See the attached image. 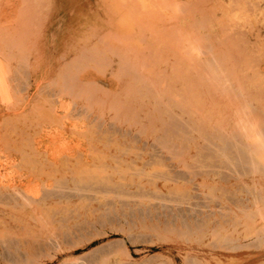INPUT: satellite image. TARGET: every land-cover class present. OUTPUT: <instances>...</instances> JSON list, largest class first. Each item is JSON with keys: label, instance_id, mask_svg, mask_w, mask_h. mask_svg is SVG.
<instances>
[{"label": "rangeland", "instance_id": "obj_1", "mask_svg": "<svg viewBox=\"0 0 264 264\" xmlns=\"http://www.w3.org/2000/svg\"><path fill=\"white\" fill-rule=\"evenodd\" d=\"M24 1L25 0H0V26L4 25L2 21L5 19V16L7 18L9 16L12 20L13 17L18 15L16 14L18 13L16 12V8L19 10H23L24 8L26 10L27 7L29 9L30 6H28V2L26 1V5H24ZM104 1L39 0V3L35 6L34 10L37 11V13L39 12V18L34 19L33 21L30 16L29 19H27V15H30V13L28 12L27 14L25 10H23V12L20 10L19 13L21 19L20 15H18L19 17H16L17 19H14V22H17L18 20L22 23L27 19L29 25L31 22L34 23L33 27L37 23L38 28L37 24L34 27L37 32L32 26H30V30L26 22L24 25L22 23V25H19L20 23L18 22L14 23L15 27L17 24L19 25L20 28L17 25V29L19 28L18 32L20 35L16 34L18 32L15 27V34L12 32L14 29L12 31L8 29L5 32L1 31L4 40L2 39V41H0V46L3 45L4 48L1 46L0 53L1 51L2 54L5 52L3 54L6 56L4 61L8 60L7 63L10 69L8 75L11 77L10 84L12 85V88L10 87L9 91L12 93L11 96H13L9 98V100H6L7 102L4 101L0 103V115L7 111L10 112L9 109L12 108V105H23L28 99V94L29 96L34 95L33 97L35 98L33 99V102L35 101L34 104H37H35L36 106L32 107V109L35 108V110H37L35 111V114L38 113V115H40L39 118L38 115H34V118L38 120L36 121L38 122L37 125H35L36 127L34 126V124H36L35 119H30L31 122H28L29 119L27 120L23 118L19 131L21 130L20 132H22L24 128L23 132L28 131L25 132V134L23 132L21 134L18 132L17 138L11 139L12 137H9L8 139V137H4V132L6 130H11L10 124H8L9 126H4L8 127L5 130H2L0 127V132L3 133V137L5 139L7 138L4 141L5 143H3L4 138L1 139L2 141L0 140V144L1 146L8 145L7 147L2 146L6 149H8L9 146H20L19 149L22 148L21 150H26L27 152V148L32 145L33 141L37 142L38 140L41 144L38 143V146L36 147L41 149V156L36 155L39 159L35 160V166L31 167L33 165L32 162L31 165L26 166L28 172L22 167L19 168L18 166L13 165L11 159L13 148L9 147L10 149H8V151L10 154L7 153L8 151H4L3 148H0V178H9L12 176V179L16 181V183H19L20 186H26L40 194L53 188L51 190L53 193L51 194L54 195L52 199L48 198L49 201H47V205L45 204L46 206H44L45 210H41L39 212L40 214H38L39 216L37 215L40 219L33 218L34 221L32 219L26 221L25 225L24 219L21 222L22 224H17V222L21 220L19 216H16L18 219L15 218L14 221L9 219L8 216H0V231L2 232L1 234L4 235L1 236L0 234V264H264V156H262V158L260 157L263 160L258 158L263 151H260L256 158H254L255 156H252V154L249 157L241 151L243 144L252 148L255 146V143H257V139H261V137L264 136V83H262L264 82V0H170L171 2L169 0H163V4H160V0H157L156 2L154 1V5L157 4L155 7H163L164 11L159 10V8H156L157 10L155 11L152 9L154 5L151 4L152 7L149 5L148 9L151 7L150 9L152 10L149 11L147 9L148 13L152 12L151 14L149 13L150 17L153 20L156 18L157 21L159 20L158 22L155 20V24H158V27L156 26V30H154L156 33H161H157V37L156 33L154 35V33L151 32V36L154 37L155 41L159 39L160 43L162 41L164 42L161 43L162 45L159 43L160 46H155L152 45L155 44L154 41L150 44L147 43L148 47L147 44H144L145 46L141 44V48H138V46L136 47V44L138 43L139 45V43H141L139 39L138 41H135V43L137 42L135 45L133 44V50L131 49V37L129 38V36L134 33L131 32L130 28H133L132 31H136L137 33V30L143 23L137 21V23H139L138 26L137 23L135 24L132 22L135 26L133 24H130V26L127 22L129 20L125 21L126 16L122 14L120 18L124 16L125 19L121 18L120 21H125L122 22V24L127 26L130 31L128 29H125L128 30L125 31L124 28H122L123 25L120 23L122 26L119 24L121 27H118L120 30L123 29L124 33L119 37L121 33L120 30L119 33L117 32L116 34V31L114 30L117 27H113V24L117 21H114V23L112 22L113 20L111 19L113 18V14H110V11L107 10L109 7H107V9L105 8L110 2L107 0V5H105ZM168 1L170 5H172L171 3H176L175 1L180 3L179 7L181 10L178 8V10H175L177 13H172L169 4L167 5ZM120 3L115 5L116 7L118 6V8L121 7V12L122 9L125 10V8L122 6L124 4L122 3L120 6ZM46 4L50 6L51 14L45 18L44 12H46L47 9ZM112 7L113 6H111V8ZM116 7L114 6L112 9H115ZM118 8H116L117 12L114 11L116 14L119 12ZM166 9L167 15L165 16ZM124 10L121 13H123ZM154 11L157 12V15ZM105 12H107V14ZM24 13H26L25 20L22 19L24 18L22 16ZM145 13L144 15L147 17L148 13ZM108 14L112 15L111 19L110 16H107ZM153 15L159 16L154 19ZM172 15L173 17L171 18ZM115 17H118V15H115L113 19H115ZM130 17L133 19L132 16ZM141 17L142 15L140 14L138 20L143 21L144 17L143 19ZM215 17L219 22H217ZM119 19L116 18L118 21ZM106 21H108L109 24ZM200 21H202L201 24ZM5 23V26H7L8 23ZM194 23H199V25H195ZM25 26L28 29L26 31L32 33L36 32L37 34L35 33V35H33L34 33L32 34L29 32L28 35L27 32L26 35L25 29H22L26 28ZM93 26L95 29H93ZM143 26L145 25L143 24L142 29L140 28L139 30H143ZM111 31H114V36L116 34L118 37L115 38L117 42H114L113 44L115 45L116 43L119 45H116L115 49L122 48L125 53L131 46L130 49L132 55H130L131 53L129 52L127 58H131L132 56L133 60L131 59V61L136 60L137 63L134 61L136 64H138V60L140 59L139 61H141L142 66H144L139 67L140 63L138 64L139 66L137 65L138 68L136 67L135 71L136 69L138 71H134L133 76H135L136 74L134 73L137 72L138 76H132L131 78L133 79L130 78L131 80L128 78L131 72L129 76L127 75L128 77L123 75L117 76L114 74V69L123 65L122 63H125L126 55L120 53L122 49L118 50L120 56H123L124 54L122 60H120L122 57H119L118 59V57L113 54L115 49H113L114 46L112 43L114 39L112 40V38L114 37L112 35L108 36V33L111 34ZM21 32H23V35ZM125 32L129 35H126L127 41L130 40L129 42H126L128 43L127 50L125 46L127 44L122 45L123 41L121 40L124 38L123 40L126 41V36H124ZM128 32H131V34ZM103 35L108 36V38L112 36L110 38L111 43L108 42V44H105L106 37L104 38ZM159 35L164 38H161ZM77 36L80 37L81 41H79L80 39L79 37L77 38ZM11 37L15 41L10 39ZM28 38L29 43L27 42V45L26 41ZM95 39L97 42L99 41V45L104 42L101 44L104 47L102 51H100L104 54H99L100 52L98 50H101L102 47H100L101 45L97 46V43L94 44V42H96ZM101 39L104 40L101 41ZM18 40L22 42L19 44V48L17 47L19 43ZM33 40L35 42H33ZM134 40L131 42L134 43ZM118 41L122 43L119 44L120 42ZM23 42H25L24 46L22 45ZM158 42L159 41H156V43ZM92 43L95 46L91 47ZM20 45H22V48ZM105 45H109L108 48H111L113 51L111 49H106L107 47ZM120 45L122 47H120ZM151 45L155 46L154 49ZM13 46L14 48H12ZM81 46L82 50H79L81 49ZM8 47L11 49L9 53L7 51ZM97 47L99 48L98 50H96ZM143 47L145 48L144 50ZM91 48H93V51H91ZM94 48L97 52H95ZM137 48L139 51L136 52ZM89 50L92 53L89 52ZM106 50L109 52H106ZM155 51H158L159 53L161 52L160 56L163 55L165 58L162 59L164 62L161 61L160 64H158V68H156L155 65H157L159 57L157 55L158 52ZM10 52H14V54L11 55L12 53ZM114 52H116L115 54H118L117 51ZM153 53L157 54L153 55ZM197 53L200 56H198ZM9 54L11 56H9ZM75 54L77 56H75ZM3 55H0L2 63H4L3 57H1ZM100 55L104 56V58L102 57L103 60L99 58ZM81 56H83L84 59H87L89 56L91 57L90 59L83 60V58L80 59ZM11 57L13 59H11ZM179 58H184L183 62L187 64L185 68L188 67L186 71L188 69L189 71H185L183 66L185 65L184 63L179 65L176 64L175 67V63H177ZM79 60L83 66L80 64ZM145 60L147 61V64H145ZM114 62H116L117 65ZM221 62H223V64ZM18 63H20V65ZM238 63H241V65ZM223 65H225V67H223ZM12 67H14V69ZM181 67H183L184 70ZM208 68H212V70H209ZM225 68L228 70L226 71ZM235 68L238 71H235ZM216 69L219 71L222 70L221 72L216 71L217 74H215L214 77H208V74L210 73L207 70L211 72L213 71L212 73L214 74V70ZM13 71L14 74H11ZM17 71L19 74H17ZM62 71L65 74H62ZM128 71L129 70L127 69L124 73L127 74ZM157 71H159L160 75L157 74ZM223 71H225V74ZM151 74L153 76L159 75V77L156 76V79H154ZM218 74H224L223 76L227 74V76L223 77L220 75L222 77H219ZM236 74L241 78L238 81H235L238 79ZM255 74H259V79L262 78L260 83H258L259 79H257L258 76L256 77ZM139 77L141 79H139ZM178 77L179 80H177ZM180 77L184 80L190 78L187 81L189 83L185 81L187 84H191L192 81H195L192 83H195L194 87L197 88V91L194 90L196 88L193 87V89H191V87L183 84V82H181L183 80ZM55 79L58 80V85L59 81L62 80L60 86L57 85V80ZM144 79H146V82ZM199 79H202V82L205 81L204 85L199 83ZM254 79H257L256 82H254ZM35 83L38 84L36 85ZM133 83L134 86L132 85ZM144 83H147L149 87L147 84L145 85L147 87H145L143 85ZM255 83L257 84L255 85ZM207 84L209 86L212 85V87L210 88ZM98 85L100 86L99 88ZM124 85L134 87V90H130L132 91L131 95L127 93L129 89L125 90L123 88ZM161 85L164 86L162 87ZM198 85L201 86L199 87ZM215 86L217 87L215 88ZM60 87L63 88L60 89ZM83 87L86 89H81ZM183 87L185 91H183ZM100 88L103 90L106 88L108 89H106L107 91L104 90V92H102L103 90ZM149 88L152 89V91ZM161 88L164 92L161 91ZM12 89L15 90L13 91L15 94L11 91ZM95 89H97V91L100 90L97 92ZM145 89L149 91H146ZM114 90H116V92ZM84 91L91 94H83L82 92ZM241 91L243 92L241 93ZM111 92H115L116 94H111ZM155 92L156 94H154ZM166 92L169 97H167V100L165 96ZM148 93H151L150 95L153 96L148 98ZM157 93L158 96L161 95L160 98H158ZM187 93L190 94L188 95ZM122 94H124V96ZM169 94H171V96H169ZM47 95L49 97L43 98ZM155 95L159 100L154 98ZM258 96H260V98ZM210 97L212 98L210 99ZM22 100H24V102ZM178 100L180 103H178ZM195 100L201 101L197 103ZM152 101L154 103L159 102L154 104ZM107 102L113 105H110L109 103L108 105ZM193 102L194 104H197L192 105ZM122 103H125V109L121 108L123 107ZM114 104L117 108L114 107ZM128 104L129 106H126ZM169 104L171 105L170 108ZM198 105L200 106L198 107ZM225 106L228 108H225ZM119 108H121V110ZM130 108L133 110L131 111ZM164 108H166L169 113L172 112L169 114L165 111L168 113L166 114L164 112L167 116L172 114L173 117L175 116L171 121V125H187L189 128H192L193 124L196 123L199 124L197 126H205L204 128L206 130L204 131V134L206 137L204 134L203 136L202 134L200 136L195 128L191 129L192 132L191 130L187 131L188 136L186 134V136H184V134L181 136L182 133L179 134V131H177L176 128L175 131L173 130L171 134L168 133L167 135L168 127L166 126H168V121L171 120L172 116H170V119H167L166 115L162 113ZM193 110H196V112ZM122 111H124V113ZM191 111L193 113H191ZM55 112L64 118L63 121L65 123L63 122L61 126L65 125V128H69L65 129L60 126L52 128L53 117L51 114H54ZM78 118L80 119L78 120ZM163 119H167L164 121L167 124H161ZM23 120H25L24 124H22ZM209 122L211 124L207 126L206 124H209ZM223 122L226 130H224L225 128L222 129V127H220ZM25 125H27L28 128H26ZM230 125L233 126V128L230 127ZM30 126H32V128H30ZM163 126L166 128H163ZM61 128L64 129V131ZM59 129L62 131H58ZM70 129H78L82 132L79 134V131L77 133ZM233 129H235L234 133H236V135L233 133ZM241 129L243 131H241ZM259 130L260 132H258ZM241 133H245L246 136L244 137L245 134H243L242 138ZM249 133H252V135ZM224 134L226 136L228 135L227 137L231 136V138L226 141V136H223ZM254 134H257V136ZM250 136H253L252 139L256 138L255 142ZM18 137H20V139ZM23 137L25 139H23ZM46 137H48V139ZM246 137H249L253 142L250 140L249 142L245 141L249 139H246ZM51 138L52 140L50 141ZM190 138H193L194 140ZM214 138H218V141ZM16 139L17 141L19 140L21 144L17 143ZM212 140L214 141L212 142ZM6 141H8L9 144L6 143ZM215 141L216 143H214ZM228 142L231 145L228 144ZM187 143H189V146ZM18 144L20 145L18 146ZM221 144L226 149L221 148ZM82 152H85L86 154ZM239 152L242 153L241 156ZM101 156L106 158L103 160ZM100 157L101 162L99 160L97 162V159H100ZM2 160H5V162L3 161V163ZM9 163L12 166L9 165ZM50 163L51 165H58L55 166V168H53L54 166L51 168V165H49ZM71 163H73V166H69ZM79 163L93 164L94 169L83 170V168L79 167ZM108 163L111 166L108 165ZM100 164H105L106 166H101ZM40 165L47 170V173L46 171L41 172L42 167ZM37 166L39 168L41 167V169H38ZM93 166L91 165V167ZM74 167H76L75 169L77 170H75ZM110 168L112 170H110ZM2 169L3 172L1 174ZM32 170H34V173ZM37 170L38 172H36ZM49 170H51V173H48L50 172ZM75 172L77 175H75ZM15 173H18L20 177L18 178V175ZM44 173L45 175H48L44 177L42 175ZM60 173H62V176H60ZM72 173H74V175ZM23 174L24 176H22ZM25 175L27 177H25ZM59 176L62 179L63 176L65 177L63 181L65 184H61V178ZM58 178L59 187L57 184L54 186V183H56V179ZM48 179L50 180L49 183L51 184V187H48L47 189L45 188L47 187L45 182H47ZM52 179L55 181L53 182ZM108 180L114 183V186L110 185L109 187V185L105 184ZM102 181L106 182L103 183ZM91 184L94 188L91 187ZM52 200L54 201L52 202ZM13 217L15 216L12 215V218ZM21 225H24L23 229H21ZM28 226L31 228H28Z\"/></svg>", "mask_w": 264, "mask_h": 264}, {"label": "bare ground", "instance_id": "obj_2", "mask_svg": "<svg viewBox=\"0 0 264 264\" xmlns=\"http://www.w3.org/2000/svg\"><path fill=\"white\" fill-rule=\"evenodd\" d=\"M20 1H21V0H20ZM22 1H23V0H22ZM26 1H27L28 4H29L28 6H30L29 9H28L27 7H26V10H25L23 7H22V8H23V10H25V12H27V14H28V12L30 13V15H27V17H28L27 19H29V17L31 16V18H32L33 21H34V19H37V18L40 17V16L38 15L39 12L37 13V11H34V10H35V6L39 3V0H25V1H24V5H26V4H25ZM103 1H104V0H103ZM154 1L156 2L157 0H153V1H152V0H109L110 4L108 3V5L114 4L115 2H118V3H115L116 5L119 4V3L121 2V3H120V6L122 5V3L124 4V5H122V6H124V8H125L126 11H125L124 9H122V11L124 10L123 13H121L122 11L120 12V9H121L120 6H119L120 8H118V6L116 7L115 4H114V5H111V6H113L112 8H114V6H115L116 8L119 9L118 11L120 12V15H119V12H118L117 14L115 13V12H117L116 8H115V9H112L111 6H108V5H107V0L104 1L105 5H107L105 8H106V9H107V7H109V9L111 8L110 10H109V9H107V10L110 11V14H113V18H114L115 15H118V17H115V19H113V18L111 19V16H112V15H109V14L107 15V16H110V19L113 20V21H112L113 23H114V21H115V22L117 21L115 24H113V27H114V28H116V27L118 28V29L116 28L117 30H116V29L114 30V31H116V34H117V32L119 33V30H120L119 27H121V26L123 25L122 22H125V21H127V20H129V21H127L129 24L126 22L128 25H130V24H133V25H134V23L136 24L137 21H138V22L141 21V22L145 25V26H143V30H139L140 28L142 29V25H143V24L139 27V29H138L137 27H135L136 29L139 30V31L137 30V33H136V31H135V32L132 31L133 28H132V29L130 28L131 32L134 33V34L132 33L133 35H130V36H129V35L126 34V32H125V35H124V36L127 35V36H129V38L131 37V41H132V42H133V40H134V36H135L134 43H132L130 40L127 41V36L125 37V38H126V41L123 40L124 38L121 39V40L123 41V43L125 42L124 44H123L122 42H120L121 40L118 41V42H120L119 44H121V43H122V45L127 44V45H125V46H126V50L128 49V47H127V46H128V43H126V42H129V41H130V43L132 44V45H131L132 48H131V46H130V44H129V46H130L129 49L131 48L132 50H133V46L137 43V42L135 43L136 40L138 41V40L140 39V41H141V43H139V45H138V43L136 44V47L138 46V48H141V46L144 45V44H147V43L150 44L151 42H154V41H155V40H154V37L151 36V32L154 33V35H155V33H156V31H155V30H156L155 27H156L158 24H157V25L155 24V23H156L155 20L157 19V18L155 19V17H158L159 15L156 16V15H157V12H155V11L157 10L156 8H159V7H158V6L155 7L157 4L154 5V3H153ZM158 1H159V0H158ZM162 1H163V0H160V2H161L160 4H163ZM165 1H166V0H165ZM169 1H170V0H169ZM169 1L167 2V5L169 4ZM186 1H187V0H186ZM219 1H220V0H219ZM237 1H238V0H237ZM170 2H171V1H170ZM175 2H176V3H171L172 5L169 4V6H170L169 8H170L171 10L167 8L168 10L172 11V13H173V12H174V13H177V11L175 12V10H178V8H180V7H179V4H180V3H177V1H175ZM207 3H208V2H207ZM21 4H22V3H21ZM42 4H43V3H42ZM151 4H153L154 7H155V8H154V7L152 8V9L155 10L154 13L156 14V15H153L155 20H153V19L150 17V15H149V13L151 14L152 12H149V13H148V10H149V11H152V10L150 9V8L152 7ZM158 4H159V3H158ZM185 4H186V3H185ZM208 4H210V3H208ZM208 4H207V5H208ZM211 4H212V3H211ZM222 4H223V3H222ZM103 5H104V4H103ZM149 5H151V7L148 9ZM220 5H221V3H220ZM226 5H227V4H226ZM226 5H223V6H226ZM234 5H235V4H234ZM125 6H127V7H125ZM135 6H136V8H135ZM211 6H212V5H211ZM235 6H236V5H235ZM46 7H47L46 12H44V17H45V18H46L48 15L51 14V13H50V12H51V10H50V6H48V4H46ZM137 7H138V8H137ZM164 7H165V6H164ZM181 7L183 8L182 5H181ZM203 7H204V6H203ZM212 7H213V6H212ZM122 8H123V7H122ZM162 8H163V7H162ZM162 8L160 7L159 10H163V11H164V8H163V9H162ZM225 8H226V7H225ZM259 8H260V7H259ZM259 8H258V9H259ZM39 9H41V8H39ZM147 9H148V10H147ZM167 9L165 10V14H164V12H163V14H164L165 16L167 15V14H166V13H167ZM220 9H221V8H220ZM239 9H240V8H239ZM17 10H18V11H17ZM20 10H22V9H20ZM20 10L16 8V12H18V13H16V12H14V13L20 15V13H19ZM23 10H22V12H23ZM30 10H31V11H30ZM36 10H38V9H36ZM159 10H158V11H159ZM180 10H181V8H180ZM114 11H115V12H114ZM221 11H222V10H221ZM22 12H21V13H22ZM111 12H112V13H111ZM145 12L148 13L147 17H145L146 15H144ZM179 12H180V11H179ZM105 13L107 14V12H105ZM105 13H104V14H105ZM146 13H145V14H146ZM161 13H162V12H161ZM223 13H224V12H223ZM244 13H245V12H244ZM16 14H15V15H16ZM25 14H26V13H24V14L22 15V16L24 17V18H22V19H24V20H25ZM114 14H115V15H114ZM122 14H124V16H126V17H125L126 20H125V21L122 20V22H121V21H120L121 18H122V19L124 18V16L120 18V16H121ZM140 14L142 15V17H141L142 19H143V17H144L143 21H142V20H138V18H140ZM168 14H169V13H168ZM181 14H182V13H181ZM207 14H208V13H207ZM211 14H212V13H211ZM245 14H247V13H245ZM15 15H14V16H15ZM18 15H17V16H18ZM164 15H163V16H164ZM221 15H222V14H221ZM17 16L13 17V19H12L13 21L11 20V18H9V16H8V18L5 16V19L2 21V22L4 23V25H3V26H0V32H1V31H2V32H3V31L5 32V31H7V29L12 31V30L14 29V27H15V24H14V23H17V22L20 23L19 25H22V24L24 25V23L26 22V24L28 25V28L31 30L30 26L33 27L34 23L31 22L32 25H31V24L29 25L27 19H26V21H25L24 23H22V22H20V21H18V20H17V22H16V21L14 22V19H17V18H16ZM130 16H132L133 19H132ZM160 16H162V15H160ZM261 16H262V15H261ZM18 17H19V16H18ZM172 17H173V15L171 16V18H172ZM207 17H208V16H207ZM31 18H30V21H31ZM116 18H118V19L120 18V19H119L120 22H119L118 20H116ZM125 18H124V19H125ZM150 18L152 19V21H151ZM168 18H169V17H168ZM181 18H182V17H181ZM185 18H186V17H185ZM215 18H216V17H215ZM250 18H251V17H250ZM20 19H21V15H20ZM107 19H109V18H107ZM110 19H109V20H110ZM234 19H235V18H234ZM24 20H22V21H24ZM39 20H40V19H39ZM160 20H161V19H160ZM189 20H190V19H189ZM209 20H210V19H209ZM216 20H217V18H216ZM0 21H1V20H0ZM30 21H29V23H30ZM153 21H154V22H153ZM156 21H157V20H156ZM158 21H159V20H158ZM158 21H157V22H158ZM161 21H162V20H161ZM161 21H160V22H161ZM176 21H177V20H176ZM206 21H207V20H206ZM210 21H211V20H210ZM210 21H209V22H210ZM213 21H214V20H213ZM255 21H256V20H255ZM5 22L8 23L7 26H5V25H6ZM106 22L108 23V21H106ZM109 22H110V21H109ZM112 22H111V23H112ZM132 22H134V23H132ZM169 22H171V21H169ZM201 22H202V21H200V24H201ZM214 22H216V21H214ZM217 22H219V21L217 20ZM21 23H22V24H21ZM120 23H121L122 25H121ZM167 23H168V22H167ZM171 23H173V22H171ZM174 23H175V22H174ZM0 24H1V23H0ZM26 24H25V25H26ZM36 24H37V23H36ZM36 24H35V26H36ZM108 24H109V23H108ZM119 24H120L121 26H120ZM137 24H138V26H139V23H137ZM194 24H195V23H194ZM196 24H197V23H196ZM196 24H195V25H196ZM210 24H211V23H210ZM218 24H219V23H218ZM17 25H18V24H17ZM17 25H16V27H15L16 29H17ZM19 25H18V27H19ZM39 25H40V24H39ZM116 25H117V26H116ZM133 25H132V26H133ZM161 25H162V24H161ZM161 25H160V26H161ZM164 25H165V23H164ZM168 25H169V24H168ZM197 25H199V23H198ZM35 26H34V27H35ZM118 26H119V27H118ZM123 26H124V25H123ZM123 26H122V28H124V30H125V29H128V30H129V28H127V26H124V27H123ZM130 26H131V25H130ZM134 26H135V25H134ZM160 26H159V27H160ZM21 27H23V26H21ZM25 27H26V26H25ZM34 27H33V28H34ZM93 27H94V26H93ZM128 27H129V26H128ZM157 27H158V26H157ZM187 27H188V26H187ZM19 28H20V27H19ZM19 28H18V29H19ZM37 28H38V24H37ZM114 28H113V29H114ZM165 28H166V27H165ZM207 28H208V27H207ZM16 29H14V30L12 31V32H14V34H15V30H16ZM18 29H17V32H18ZM22 29H23V30L25 29V34L28 32L27 34L29 35V32H30V31H26V30H28L27 27H26V28H22ZM34 29H35V28H34ZM93 29H95V27H94ZM113 29H112V30H113ZM154 29H155V30H154ZM163 29H164V28H163ZM210 29H211V28H210ZM210 29H209V30H210ZM238 29H239V28H238ZM252 29H253V28H252ZM252 29H250V30H252ZM35 30H36V29H35ZM35 30H34V31H35ZM128 30H125V31H128ZM130 30H129V31H130ZM38 31H39V30H38ZM114 31H111V34L108 33V36H109V35H112V36L114 37V38H112V40L114 39L112 45L114 44V42H117L116 39H115V38L117 37V35L115 34V36H114ZM157 31H158V30H157ZM160 31H161V30H160ZM165 31H166V30H165ZM213 31H214V30H213ZM2 32L0 33V41H2V39L4 40V36L2 35ZM12 32H11V33H12ZM36 32H37V30H36ZM36 32H33L34 34H33L32 32H30V33H32L33 35H35ZM82 32H83V31H82ZM104 32H105V30H104ZM104 32H103V33H104ZM120 32H121L120 35L118 34L119 37L123 35V33H124V32H123V29L120 30ZM131 32H128V33L131 34ZM161 32H162V31H161ZM193 32H194V29H193ZM214 32H215V31H214ZM255 32H256V31H255ZM39 33H40V32H39ZM157 33H158V34H161L160 32H157ZM157 33H156V36H157ZM182 33H183V32H182ZM210 33H211V32H210ZM3 34H4V33H3ZM12 34H13V33H12ZM16 34H19V32L16 33ZM21 34L23 35V32H21ZM27 34H26V35H27ZM36 34H37V33H36ZM86 34H87V33H86ZM89 34H90V33H89ZM89 34H88V36H89ZM100 34H101V33H100ZM106 34H107V33H106ZM168 34H169V33H168ZM180 34H181V33H180ZM205 34H206V33H205ZM4 35H5V34H4ZM19 35H20V34H19ZM154 35H153V36H154ZM166 35H167V34H166ZM7 36H8V34H7ZM13 36H14V35H13ZM16 36H17V35H16ZM103 36H104V35H103ZM108 36H104V38L106 37V38H105V39H106V40H105V44H108V42L111 43V39H110V38H111L112 36H110L109 38H108ZM132 36H133V37H132ZM156 36H155V37H156ZM159 36H160V35H159ZM203 36H204V35H203ZM220 36H221V35H220ZM8 37H9V36H8ZM21 37H22V36H21ZM30 37H31V36H30ZM78 37H79V36H77V38H78ZM99 37H100V36H99ZM101 37H102V36H101ZM157 37H158V36H157ZM160 37H161V36H160ZM160 37H159V38H160ZM162 37H163V36H162ZM162 37H161V38H162ZM172 37H173V36H172ZM172 37H171V38H172ZM191 37H192V36H191ZM216 37H217V35H216ZM34 38H35V37H34ZM34 38H33V39H34ZM117 38H118V37H117ZM163 38H164V37H163ZM209 38H210V36H209ZM218 38H219V37H218ZM10 39H13V38L11 37ZM17 39H18V38H17ZM25 39H26V37H25ZM79 39H80V37H79ZM79 39H77V40H79ZM108 39H109L110 41H109ZM119 39H120V38H119ZM119 39H118V40H119ZM155 39H156V38H155ZM173 39H174V38H173ZM13 40H14V39H13ZM13 40H11V41H13ZM28 40H29V38L27 39V41L25 40L26 43L28 42ZM31 40H32V39H31ZM86 40H87V39H86ZM97 40H98V39H97ZM102 40H104V39H101V41H102ZM107 40H108V41H107ZM211 40H212V39H211ZM5 41H6V39H5ZM5 41H4V42H5ZM11 41H10V42H11ZM14 41H15V40H14ZM18 41H19V43H18V46H17V47L19 48V44H21L22 42H20V40H18ZM79 41H81V39H80ZM95 41H96V39H95ZM101 41H100V42H101ZM140 41H139V42H140ZM156 41H159V42L156 43ZM156 41L154 42L155 44H152V45H155V46L159 45L160 40L158 39V40H156ZM161 41H162V40H161ZM209 41H210V40H209ZM236 41H237V40H236ZM252 41H253V40H252ZM7 42H8V39H7ZM30 42H31V41H30ZM33 42H35V41L33 40ZM76 42H77V41H76ZM76 42H75V43H76ZM92 42H93V41H92ZM98 42H99V41H98ZM98 42L96 41V42H94V44L97 43V44H98L97 46H100L102 43H104V42H102V43L99 45ZM163 42H164V41H162L161 43H163ZM182 42H183V41H182ZM210 42H211V41H210ZM212 42H213V40H212ZM1 43H2V42H1ZM24 43H25V42H23V44H22L23 46H24ZM28 43H29V42H28ZM28 43H27V45H28ZM81 43H82V42H81ZM110 43H109V45H110ZM161 43H160V45H162ZM7 44H8V43H7ZM9 44H12V43H9ZM34 44H35V43H34ZM34 44H33V45H34ZM83 44H84V43H83ZM92 44H93V43H92ZM92 44H91V47L95 46L94 44H93V45H92ZM133 44H134V45H133ZM141 44H142V45H141ZM172 44H173V43H172ZM213 44H215V43H213ZM218 44H219V43H218ZM236 44H237V43H236ZM12 45H14V44H12ZM16 45H17V44H16ZM22 45H20L21 48H22ZM78 45H79V44H78ZM81 45H82V44H81ZM109 45H107V46L105 45V46L107 47V48H106V47H105V48H106V49H111V48H108ZM116 45H118V44L115 43V45H113L114 48H113V47H112V48L115 49V48H116V47H115ZM140 45H141V46H140ZM152 45H151V46H152ZM160 45H159V46H160ZM222 45H223V44H222ZM227 45H228V44H227ZM227 45H226V46H227ZM1 46H3V45H1ZM1 46H0V50H1ZM118 46H119V45H118ZM125 46H124V48H125ZM139 46H140V47H139ZM144 46H145V45H144ZM155 46H152L153 49H154ZM217 46H218V45H217ZM229 46H231V45H229ZM5 47H6V46H5ZM78 47H79V46H78ZM89 47H90V46H89ZM100 47H102L101 50H100L98 47L96 48V50L99 49V50H98L99 52L102 51V49H103L104 46L101 45ZM110 47H111V46H110ZM120 47H122V46L120 45ZM147 47H148V44H147ZM196 47H198V46H196ZM204 47H205V46H204ZM3 48H4V46H3ZM3 48H2V50H3ZM12 48H14V46H13ZM18 48H16V49H18ZM25 48H26V47H25ZM118 48H119V47H118ZM138 48H137L136 52L139 51ZM161 48H162V47H161ZM208 48H209V47H208ZM219 48H220V47H219ZM229 48H230V47H229ZM6 49H7V47H6ZM27 49H28V48H27ZM78 49H79V48H78ZM89 49H90V48H89ZM91 49H92L91 51H93V48H91ZM120 49H122V48H119V49H117V50L115 49L114 51H117V53H118V52H119L118 50H120ZM129 49H128L125 53H124L123 49L121 50L120 53H124V54L126 55V56H125L126 61H125V63H122L123 65L118 66L117 68L114 69V74H116L117 76H121V75H123V76L128 77L129 74H130V72H131L130 76L128 77V78L130 79V78L133 76V72L135 71V68L137 67V65L140 63V64H139L140 66H139V65H138V66L141 67V66H142V64H141L142 62L139 61V60H140V59H139V60H138V64H136V63H137L136 60H134V61H136V63H135L134 61H131V59L133 60L132 56H131V58H130V57L127 58V55H129V52L131 53L130 55H132V51H131V49H130V50H129ZM144 49H145V48L143 47V50H144ZM146 49H147V48H146ZM158 49H159V48H158ZM158 49H157V50H158ZM167 49H168V48H167ZM190 49H191V48H190ZM194 49H195V48H194ZM197 49H198V48H197ZM197 49H196V50H197ZM202 49H203V48H202ZM217 49H218V48H217ZM232 49H233V48H232ZM73 50H74V49H73ZM79 50H82V46H81V49H79ZM94 50H95V48H94ZM96 50H95V52H97ZM111 50H112V49H111ZM124 50H125V49H124ZM141 50H142V49H141ZM187 50H188V49H187ZM200 50H201V49H200ZM223 50H224V49H223ZM229 50H231V49H229ZM234 50H235V49H234ZM249 50H250V49H249ZM7 51H8V53H9V51H11V49H9V47H8V50H7ZM7 51H6V52H7ZM16 51H17V50H16ZM35 51H36V50H35ZM77 51H78V50H77ZM91 51L89 50V52H91ZM104 51H105V49H104ZM112 51H113V50H112ZM112 51H111V52H112ZM114 51H113V54H114L116 57H118V59H119V57H122V58L120 59V60H122L124 54H123V56H122V55L120 56L119 53H118V54H115L116 52H114ZM146 51H147V50H146ZM177 51H178V50H177ZM189 51H190V50H189ZM24 52H25V51H24ZM26 52H27V51H26ZM85 52H88V51H85ZM106 52H109V51L106 50ZM106 52H105V53H106ZM111 52H110V53H111ZM127 52H128V53H127ZM155 52H158V51H155ZM242 52H243V51H242ZM242 52H241V53H242ZM4 53H5V52H4ZM4 53H3V54H4ZM10 53H12L11 55L14 54V52H10ZM91 53H92V52H91ZM143 53H144V51H143ZM151 53H152V52H151ZM160 53H161V52H160ZM160 53H159V52H158V54H157V53H153V55H156V54H157L158 57H159V60H157V61H158V62H157V65L154 64L156 68H158V67H157L158 64H160V62L163 61L162 59L164 58L163 55L160 56ZM180 53H181V52H180ZM184 53H185V52H184ZM250 53H251V51H250ZM3 54H2V51H1L0 55H3ZM76 54H77V53H76ZM76 54H75V56H77ZM88 54H89V53H88ZM88 54H87V56H88ZM97 54H98V53H97ZM97 54H96V56L98 57L99 54H104V53H101V52H100L98 55H97ZM113 54H112V55H113ZM207 54H208V53H207ZM242 54H243V53H242ZM242 54H241V55H242ZM5 55H6V54H5ZM11 55L9 54V56H11ZM85 55H86V54H85ZM147 55H148V54H147ZM153 55H152V56H153ZM194 55H195V54H194ZM197 55H198V53H197ZM197 55H195V56H197ZM226 55H227V54H226ZM259 55H260V54H259ZM9 56H8V57H9ZM83 56H84V50H83ZM83 56H81L80 59H82ZM91 56H92V55H91ZM91 56H89L87 59H90ZM93 56H94V55H93ZM100 56H101V57H100ZM100 56H99V58H101V59L103 60L104 56H102V55H100ZM106 56H108V55H106ZM106 56H105V57H106ZM134 56H135V54H134ZM138 56H139V55H138ZM150 56H151V55H150ZM150 56H148V57H150ZM182 56H183V55H182ZM198 56H200V55H198ZM244 56H245V55H244ZM1 57H3V61H4V58H6V56H4V55L1 56ZM13 57H14V56H13ZM19 57H20V56H19ZM19 57H18V58H19ZM85 57H86V56H85ZM97 57H96V59H97ZM102 57H103V58H102ZM167 57H168V56H167ZM242 57H243V56H242ZM14 58H15V57H14ZM74 58H75V57H74ZM78 58H79V56H78ZM94 58H95V57H94ZM137 58H138V57H137ZM143 58H144V57H143ZM143 58H142V59H143ZM146 58H147V57H146ZM207 58H208V57H207ZM219 58H220V57H219ZM224 58H225V56H224ZM11 59H13V58L11 57ZM16 59H17V57H16ZM16 59H15V60H16ZM21 59H22V58H21ZM87 59H84V58H83V60H87ZM134 59H135V58H134ZM152 59H154V58H152ZM156 59H157V58H156ZM164 59H165V58H164ZM183 59H184V58H183ZM183 59H182V58H179V59L177 60V63H175V67H176V64L179 65V64H181V63H184V62H183V61H184ZM217 59H218V58H217ZM220 59H221V58H220ZM226 59H227V58H226ZM243 59H245V58H243ZM252 59H253V58H252ZM258 59H259V58H258ZM1 60H2V59H0V100H1L0 103H2V102H4V101L7 102L6 100H9V98H11V97L13 96V95L11 96L12 93L9 91L10 87L12 88V85L10 84V83H11V77H10V75H8V74H9V71H10V69H9V65H8V63H7L8 60H7V61H4V63H2ZM102 60H101V61H102ZM124 60H125V59H124ZM146 60H147V59H146ZM146 60H145V61H146ZM230 60H231V59H230ZM9 61H10V59H9ZM17 61H18V60H17ZM79 61H80V60H79ZM88 61H89V60H88ZM171 61H172V60H171ZM233 61H234V60H233ZM235 61H236V60H235ZM243 61H244V60H243ZM26 62H27V61H26ZM123 62H124V61H123ZM143 62H144V60H143ZM163 62H164V61H163ZM200 62H201V60H200ZM216 62H217V61H216ZM228 62H229V61H228ZM15 63H16V62H15ZM74 63H75V62H74ZM78 63H79V62H78ZM108 63H109V62H108ZM111 63H112V62H111ZM114 63L116 64V62H114ZM153 63H154V62H153ZM165 63H166V62H165ZM165 63H164V64H165ZM205 63H206V62H205ZM221 63L223 64V62H221ZM245 63H246V62H245ZM254 63H255V62H254ZM9 64H10V63H9ZM18 64L20 65V63H18ZM24 64H25V63H24ZM27 64H28V63H27ZM80 64L82 65L81 61H80ZM83 64H84V63H83ZM119 64H120V63H119ZM145 64H147V61H146ZM151 64H152V63H151ZM184 64H185V65H183V66H184V68H185V66H187V64H186V63H184ZM209 64H210V63H209ZM234 64H235V63H234ZM238 64H239V63H238ZM10 65H11V64H10ZM107 65H108V64H107ZM109 65H110V63H109ZM116 65H117V64H116ZM135 65H136V66H135ZM143 65H144V64H143ZM172 65H173V64H172ZM172 65H171V66H172ZM206 65H207V64H206ZM210 65H211V64H210ZM210 65H209V66H210ZM215 65H216V64H215ZM228 65H229V64H228ZM239 65H241V63H240ZM246 65H247V64H246ZM263 65H264V64H263ZM12 66H13V63H12ZM37 66H38V65H37ZM82 66H83V65H82ZM134 66H135V67H134ZM209 66H206V67H209ZM218 66H219V65H218ZM15 67H16V66H15ZM142 67H144V66H142ZM169 67H170V65H169ZM169 67H168V69L170 70ZM173 67H174V65H173ZM206 67H205V68H206ZM223 67H225V65H223ZM229 67H230V66H229ZM12 68L14 69V67H12ZM16 68H17V67H16ZM137 68H138V67H137ZM171 68H172V67H171ZM181 68L183 69V67H181ZM187 68H188V67H187ZM187 68H185V71H186ZM189 68H190V67H189ZM215 68H217V67H215ZM237 68H238V67H237ZM127 69H128L129 71H128V73L126 72L127 74H125L124 71H125V70L127 71ZM160 69H161V67H160ZM208 69H209V68H208ZM217 69H218V68H217ZM217 69L214 70V74L212 73L213 71H212V72L209 71V70H212V68H210L209 70H207V71L210 73V74H208V77H214L215 74H217L216 71H217V72L219 71V70H217ZM235 69H236V68H235ZM18 70H19V69H18ZM162 70H163V69H162ZM183 70H184V69H183ZM221 70H222V69H221ZM221 70H220L219 72H221ZM225 70H226V68H225ZM227 70H228V69H227ZM227 70H226V71H227ZM261 70H262V69H261ZM11 71H12V69H11ZM15 71H16V70H15ZM109 71H110V70H109ZM136 71H138V70L136 69ZM136 71H135V72H136ZM146 71H147V70H146ZM149 71H150V70H149ZM185 71H184V72H185ZM187 71H189V69H188ZM187 71H186V72H187ZM232 71H233V70H232ZM235 71H238V70L236 69ZM17 72H18V71H17ZM17 72H16V73H17ZM20 72H21V71H20ZM59 72H60V71H59ZM119 72H120V73H119ZM186 72H185V73H186ZM63 73H64V72L62 71V74H63ZM108 73H109V72H108ZM137 73H138V72H137ZM137 73H134V74H136V75L133 76V77L138 76ZM144 73H145V72H144ZM150 73H151V72H150ZM171 73H172V70H171ZM182 73H183V72H182ZM223 73L225 74V71H223ZM230 73H232V72H230ZM235 73H236V72H235ZM253 73H254V72H253ZM11 74H14V71H13ZM17 74H19V72H18ZM64 74H65V73H64ZM152 74H153V73H152ZM152 74H151V75H152ZM157 74L160 75L159 71H157ZM167 74H168V73H167ZM224 74H223V75H224ZM108 75H109V74H108ZM127 75H128V76H127ZM145 75H146V74H145ZM159 75H156V76L159 77ZM164 75H165V74H164ZM173 75H174V74H173ZM185 75H187V74H185ZM190 75H191V74H190ZM218 75H219V77H222V76H223L222 74H218ZM220 75H222V76H220ZM228 75H229V74H228ZM233 75H234V74H233ZM236 75H237V74H236ZM248 75H249V74H248ZM255 75H256V74H255ZM258 75H259V74H257L256 77H257ZM16 76H17V75H16ZM16 76H15V77H16ZM18 76H19V75H18ZM112 76H113V75H112ZM139 76H140V75H139ZM152 76H153V75H152ZM156 76H153L154 79H156ZM225 76H227V74H226ZM225 76H223V77H225ZM249 76H250V75H249ZM251 76H252V74H251ZM12 77H13V75H12ZM20 77H21V76H20ZM147 77H148V76H147ZM164 77H166V76H164ZM172 77H173V76H172ZM196 77H197V76H196ZM219 77H218V79H219ZM241 77H242V75H241ZM254 77H255V76H254ZM260 77H261V76H260ZM57 78H58V77H57ZM114 78H115V77H114ZM118 78H120V77H118ZM137 78H138V77H137ZM137 78H135V79H136L137 81H139ZM144 78H145V77H144ZM180 78L183 80V81H181V82H183V84H185V85L191 87V89H193L195 83L193 84L192 82H195V81H192L191 84H187V83H189V82H187V81H188L190 78L187 79V80H184L182 77H180ZM233 78H234V77H233ZM237 78H238L237 80H235V79H234V80H235V81H238V80L241 79L240 76H238V75H237ZM249 78H250V77H249ZM251 78H252V77H251ZM12 79H13V78H12ZM59 79H61V78H59ZM129 79H128V80H129ZM131 79H133V78H131ZM131 79H130V80H131ZM139 79H141V78L139 77ZM215 79H216V78H215ZM227 79H228V78H227ZM243 79H245V78H243ZM243 79H242V82H243ZM247 79H248V78H247ZM247 79H246V80H247ZM257 79H259V76L257 77ZM257 79H256V80H257ZM17 80H18V77H17ZM55 80H57V79H55ZM119 80H120V79H119ZM144 80H145V82H146V79H144ZM158 80H159V79H158ZM177 80H179V77H178ZM192 80H194V79H192ZM196 80L198 81L197 78H196ZM199 80L201 81L202 79H199ZM248 80H249V79H248ZM251 80H252V79H251ZM251 80H250V81H251ZM256 80L254 79V82H256ZM260 80H262V78L259 79V82H258V83H260ZM263 80H264V79H263ZM14 81H16V80H14ZM61 81H62V80H61ZM61 81H59V85H58V80H57V85H58V86H60ZM124 81H125V80H124ZM134 81H135V80H134ZM137 81H136V82H137ZM148 81H149V80H148ZM148 81H147V83H148ZM185 81H186L187 83H186ZM200 81H199V83L204 85V82H205V81H204V82H202V81L200 82ZM212 81H213V79H212ZM231 81H233V80H231ZM136 82H135V83H136ZM140 82H142V81H140ZM140 82H139V84H140ZM153 82H154V81H153ZM170 82H171V81H170ZM216 82H217V80H216ZM221 82H222V81H221ZM247 82H248V81H247ZM251 82H252V81H251ZM251 82H249V83H251ZM261 82H262V81H261ZM13 83H14V82H13ZM13 83H12V84H13ZM68 83H69V82H68ZM125 83H126V82H125ZM142 83H143V82H142ZM147 83H146V84H147ZM164 83H165V82H164ZM245 83H246V82H245ZM245 83H244V85H245ZM252 83H253V82H252ZM262 83H264V82H262ZM35 84H36V83H35ZM37 84H38V83H37ZM37 84H36V85H37ZM128 84H129V82H128ZM146 84L144 83L143 85L145 86ZM173 84H174V83H173ZM253 84H254V83H253ZM256 84H257V83H255V85H256ZM65 85H66V84H65ZM132 85L134 86V83H133ZM158 85H159V84H158ZM190 85H191V86H190ZM207 85H208V84H207ZM213 85H214V84H213ZM215 85H216V84H215ZM232 85H233V84H232ZM239 85H241V84H239ZM259 85H262V84H259ZM16 86H17V84H16ZM61 86H62V84H61ZM133 86H129V85L127 86V85H124L123 88H124L125 90H126V89H129L127 93H129V94L131 95L132 91H130V90H131V89L134 90V87H133ZM135 86H136V85H135ZM140 86H141V85H140ZM147 86H148V84H147ZM147 86H145V87H147ZM161 86L163 87L164 85H161ZM181 86H182V85H181ZM183 86H184V85H183ZM198 86L200 87L201 85H198ZM208 86H209V85H208ZM217 86H218V85H217ZM217 86H215V88H216ZM227 86H229V85H227ZM234 86H236V85H234ZM246 86H247V85H246ZM251 86H252V85H251ZM17 87H18V86H17ZM34 87H35V86H34ZM65 87H66V86H65ZM95 87H96V86H95ZM99 87H100V86L98 85V88H99ZM129 87H132V88H129ZM148 87H149V86H148ZM165 87H166V86H165ZM171 87H172V86H171ZM185 87H186V86H185ZM203 87H204V86H203ZM205 87H206V85H205ZM209 87L211 88L212 85L209 86ZM209 87H208V88H209ZM252 87H253V86H252ZM61 88H63V87H60V89H61ZM96 88H97V87H96ZM103 88H105V87H103ZM138 88H139V87H138ZM152 88H154V87H152ZM158 88H159V87H158ZM194 88H196V87H194ZM222 88H223V87H222ZM233 88H234V87H233ZM237 88H238V86H237ZM254 88H255V87H254ZM254 88H253V89H254ZM256 88H257V87H256ZM14 89H15V88H14ZM14 89H12L11 91L13 92V91L17 90V89H15V90H14ZM60 89H59V92H60ZM81 89H84V87L81 88ZM85 89H86V88H85ZM85 89H84V90H85ZM100 89H102V88H100ZM100 89H99V90H100ZM106 89H108V88H106ZM106 89H104V90H106ZM124 89H123V90H124ZM141 89H144V88H141ZM146 89H147V88H146ZM146 89H145V90H146ZM149 89H150V88H149ZM154 89H155V88H154ZM154 89H153V90H154ZM166 89H167V87H166ZM229 89H230V88H229ZM235 89H236V88H235ZM99 90H98V91H99ZM102 90H103V89H102ZM104 90H103L102 92H104ZM118 90H119V89H118ZM118 90H117V91H118ZM123 90H122V91H123ZM150 90L152 91V89H150ZM158 90H159V89H158ZM194 90L197 91V88L194 89ZM210 90H213V89H210ZM224 90H225V89H224ZM238 90H239V89H238ZM261 90H262V89H261ZM31 91H32V90H31ZM68 91H69V90H68ZM78 91H79V90H78ZM82 91H83V90H82ZM86 91H87V90H86ZM86 91H84V92H82V93H83V94H88L87 92H89V91H87V92H86ZM95 91H97V89H95ZM98 91H97V92H98ZM106 91H107V90H106ZM114 91L116 92V90H114ZM129 91H130V92H129ZM146 91H149V90H146ZM146 91H145V92H146ZM154 91H155V90H154ZM161 91H163L162 88H161ZM161 91H160V92H161ZM168 91H170V90H168ZM178 91H179V90H178ZM183 91H185V90H184V87H183ZM191 91H192V90H191ZM231 91H232V90H231ZM243 91H244V89H243ZM243 91H241V93H242ZM9 92H10V95H9ZM61 92H62V91H61ZM69 92H70V91H69ZM85 92H86V93H85ZM91 92H92V91H91ZM115 92H114V93H115ZM140 92H141V90H140ZM145 92H144V93H145ZM156 92H157V91H156ZM156 92H155L154 94H156ZM163 92H164V91H163ZM171 92H173V91H171ZM214 92H215V91H214ZM254 92H255V91H254ZM263 92H264V89H263ZM64 93H65V92H64ZM100 93H101V92H100ZM105 93H107V92H105ZM105 93H104V94H105ZM114 93L111 92V94H114ZM137 93H138V92H137ZM141 93H142V92H141ZM151 93H152V92H151ZM151 93H150V94H151ZM161 93H162V92H161ZM191 93H192V92H191ZM236 93H237V92H236ZM13 94H15V92H13ZM34 94H35V93H34ZM37 94H38V93H37ZM89 94H91V93H89ZM89 94H88V95H89ZM97 94H98V93H97ZM101 94H102V93H101ZM107 94H108V93H107ZM115 94H116V93H115ZM148 94H149V93H148ZM150 94L148 95V96H149L148 98H150V96H151V97L153 96V95H150ZM162 94H163V93H162ZM172 94H173V93H172ZM187 94H188V93H187ZM189 94H190V93H189ZM189 94H188V95H189ZM248 94H250V93H248ZM259 94H260V93H259ZM263 94H264V93H263ZM117 95H118V94H117ZM119 95H120V94H119ZM122 95L124 96V94H122ZM159 95H160V94H159ZM163 95H164V94H163ZM194 95H195V94H194ZM196 95H197V94H196ZM210 95H211V94H210ZM246 95H247V94H246ZM256 95H257V92H256ZM9 96H10V97H9ZM26 96H27V95H26ZM33 96H34V95L29 96V94H28V96H27L28 99L26 100V99L24 98V99L26 100V102L23 103V105H20V106H18V105H17V106L12 105V108L9 109L10 112H8V111H7V112L5 111L6 113H2V112H1L2 114L0 115V127L2 128V130L7 129L8 127H4V126H7L8 124H10V127H11V130H8V131L6 130V131L4 132V137H8V139H9V137H10V138L12 137L11 139H13V138H17V135H18L17 133L21 131V130L19 131V129H20V126H21V121H22V119H23V118H24V119H27V120L29 119V120H28V122H29L30 119H31V120H32V119H35V118H34V115H38L37 112H36L37 114H35V111H37V110H35V108L32 109V107H35V106H36L35 104H37V103L34 104L35 101L33 102V99H34L35 97H33ZM132 96H133V95H132ZM138 96H139V95H138ZM157 96H158V93H157ZM165 96H166V100H167V97H168L167 92H166V95H165ZM169 96H171V94H169ZM251 96H252V95H251ZM262 96H263V95H262ZM46 97H49V96L47 95V96H45V97H43V98H46ZM105 97H106V96H105ZM128 97H129V96H128ZM142 97H143V96H142ZM160 97H161V95L158 96V98H160ZM177 97H178V96H177ZM199 97H200V96H199ZM219 97H220V96H219ZM226 97H227V96H226ZM258 97L260 98V96H258ZM258 97H257V99H258ZM14 98H15V97H14ZM130 98H132V97H130ZM154 98H156V95H155ZM158 98H156V99H158ZM168 98H169V97H168ZM180 98H181V97H180ZM186 98H187V97H186ZM200 98H201V97H200ZM202 98H203V97H202ZM211 98H212V97H210V99H211ZM255 98H256V97H255ZM255 98H254V101H255ZM139 99H140V97H139ZM188 99H189V98H188ZM194 99H195V98H194ZM252 99H253V98H252ZM257 99H256V101H257ZM2 100H3V101H2ZM111 100H112V99H111ZM113 100H114V98H113ZM128 100H129V99H128ZM146 100H147V99H146ZM158 100H159V99H158ZM175 100H176V99H175ZM202 100H203V99H202ZM259 100H260V99H259ZM262 100H263V97H262ZM22 101L24 102V100H22ZM108 101H109V100H108ZM115 101H116V100H115ZM121 101H122V100H121ZM148 101H149V100H148ZM164 101H165V100H164ZM186 101H187V100H186ZM191 101H192V100H191ZM195 101H197V100H195ZM200 101H201V100L197 101V103L200 102ZM247 101H248V100H247ZM254 101H253V102H254ZM32 102H33V103H32ZM122 102H124V101H122ZM128 102H129V101H128ZM158 102H159V101H158ZM158 102H155V103H158ZM171 102H172V100H171ZM176 102H177V101H176ZM182 102H184V101H182ZM248 102H249V101H248ZM257 102H258V101H257ZM104 103H105V102H104ZM108 103H109V102H107V104H108ZM112 103H113V102H112ZM114 103H115V102H114ZM117 103H119V102H117ZM125 103H126V102H125ZM125 103H122V104H123V107H121V108L125 109V108H124V106H125L124 104H125ZM137 103H138V102H137ZM152 103H154V102L152 101ZM155 103H154V104H155ZM160 103H161V101H160ZM178 103H180L179 100H178ZM197 103H195V104H197ZM258 103H259V102H258ZM258 103H257V105H258ZM10 104H11V103H10ZM15 104H16V103H15ZM99 104H100V103H99ZM109 104H110V103H109ZM109 104H108V105H109ZM126 104H127V103H126ZM154 104H153V105H154ZM176 104H177V103H176ZM188 104H189V103H188ZM195 104H194V102L192 103V105H195ZM216 104H217V102H216ZM263 104H264V103H263ZM0 105H1V104H0ZM32 105H33V106H32ZM110 105H113V104H110ZM114 105H115V104H114ZM162 105H165V104H162ZM177 105H178V104H177ZM180 105H181V104H180ZM185 105H186V104H185ZM119 106H120V104H119ZM126 106H129V104L126 105ZM131 106H132V105H131ZM131 106H130V107H131ZM139 106H140V105H139ZM170 106H171V105L169 104V108H170ZM199 106H200V105H198V107H199ZM203 106H204V105H203ZM203 106H202V107H203ZM258 106H259V105H258ZM258 106H257V107H258ZM6 107H7V106H6ZM6 107H5V108H6ZM10 107H11V106H10ZM14 107H15V108H14ZM107 107H109V106H107ZM114 107L117 108L116 105H115ZM185 107H186V106H185ZM226 107H227V106H225V108H226ZM252 107H253V106H252ZM261 107H262V106H261ZM116 108H115V109H116ZM121 108H119V109L121 110ZM132 108H133V107H132ZM151 108H152V107H151ZM159 108H160V107H159ZM166 108H167V107H166ZM166 108H164V110L162 111V113H164L165 111H167ZM169 108H168V109H169ZM187 108H188V107H187ZM227 108H228V107H227ZM243 108H244V107H243ZM30 109H31V110H30ZM109 109H110V108H109ZM112 109H113V108H112ZM123 109H122V110H123ZM128 109H129V108H128ZM160 109H161V108H160ZM165 109H166V110H165ZM190 109H191V108H190ZM195 109H196V108H195ZM209 109H210V108H209ZM247 109H248V108H247ZM33 110H34V111H33ZM116 110H117V109H116ZM130 110H131V108H130ZM132 110H133V109H132ZM132 110H131V111H132ZM181 110H182V109H181ZM245 110H246V109H245ZM263 110H264V109H263ZM32 111H33V112H32ZM117 111H119V110H117ZM131 111H130V112H131ZM141 111H142V110H141ZM155 111H156V110H155ZM169 111H170V109H169ZM193 111H194V110H193ZM256 111H257V110H256ZM38 112H39V111H38ZM115 112H116V111H115ZM122 112L124 113V111H122ZM128 112H129V111H128ZM167 112H168V111H167ZM167 112H165V113L168 114L169 112H168V113H167ZM189 112H190V111H189ZM194 112H196V110H195ZM203 112H204V111H203ZM39 113H40V112H39ZM117 113H118V112H117ZM132 113H133V112H132ZM160 113H161V112H160ZM165 113H164V114H165ZM171 113H172V112H171ZM171 113H169V114H171ZM175 113H177V112H175ZM181 113H182V112H181ZM183 113H184V112H183ZM191 113H193V112L191 111ZM204 113H205V112H204ZM166 114H165V115H166ZM188 114H190V113H188ZM202 114H203V113H202ZM39 115H40V114H39ZM39 115H38V118H39ZM172 115H173V114H172ZM172 115H168L169 117L166 115V118H167V119H170V118H171L170 116H172ZM175 115H176V114H175ZM51 116L53 117V125H52L53 127H52V128H57L58 126H60V127H62V128H65V127H64L65 125H62V126H61V124L64 122V121H63V119H64L63 116L58 115L57 112H55L54 114H51ZM177 116H178V115H177ZM189 116H190V115H189ZM202 116H203V115H202ZM250 116H251V115H250ZM26 117H27V118H26ZM35 117H37V116H35ZM118 117H119V116H118ZM174 117H175V116H174ZM174 117L172 116L171 120L168 121V124L164 122V121H166L167 119H166V120L163 119V120H162L163 122H161V124L164 123V124H167V125H168V126L165 125L166 127H168V129H167V135H168V133L171 134V133L173 132V130L175 131V128H176L177 131H179V134L182 133L181 136H183V134H184V136H186V135L188 136L187 131H188V130H191L192 128H195V129L198 131V134H200V136H201V134H202V136H203L204 131L206 130V129L204 128L205 126H204V127L197 126V125H199V124H196V123H194L195 125L193 124V126L191 125L192 128H189L187 125H184V126H179V125L176 126V125H175V126H174V125H171V121L174 119ZM181 117H182V116H181ZM186 117H187V116H186ZM199 117H200V116H199ZM80 118H81V117H80ZM80 118H78V120H79ZM140 118H141V117H140ZM233 118H234V117H233ZM263 118H264V117H263ZM122 119H123V118H122ZM179 119H180V118H179ZM194 119H195V118H194ZM208 119H209V118H208ZM234 119H235V118H234ZM236 119H237V118H236ZM261 119H262V117H261ZM75 120H76V119H75ZM135 120H136V119H135ZM147 120H148V119H147ZM187 120H188V119H187ZM237 120H238V119H237ZM24 121H25V120H23V123H22V124H24ZM36 121H38V120L35 119V123H36V124H34V126L37 125V123H38V122H36ZM44 121H45V120H44ZM158 121H159V120H158ZM198 121H199V120H198ZM231 121H233V120H231ZM240 121H241V119H240ZM263 121H264V120H263ZM30 122H31V121H30ZM159 122H160V121H159ZM64 123H65V122H64ZM73 123H74V122H73ZM78 123H79V122H78ZM183 123H184V122H183ZM218 123H219V122H218ZM243 123H244V120H243ZM249 123H251V122H249ZM255 123H256V121H255ZM262 123H263V122H262ZM76 124H77V123H76ZM164 124H162V125H164ZM210 124H211V123L209 122V124H206V125L209 126ZM223 124H224V122H223ZM223 124H222V126H221L220 124H218V125H220V127H222V129L225 128L224 130H226L225 124H224V125H223ZM253 124H254V123H253ZM257 124H258V123H257ZM27 125H28V123H27ZM27 125H25L26 128H28ZM8 126H9V125H8ZM23 126H24V125H23ZM34 126H33V127H34ZM75 126H76V125H75ZM165 126H163V128H166ZM223 126H224V127H223ZM227 126H228V125H227ZM10 127H9V128H10ZM35 127H36V126H35ZM60 127H59V128H60ZM70 127H71V126H70ZM211 127H212V126H211ZM218 127H219V126H218ZM230 127L233 128V126H231V125H230ZM262 127H263V125H262ZM30 128H32V126H30ZM46 128H47V127H46ZM62 128H61V129H62ZM67 128H69V127H66L65 129H67ZM75 128H76V127H75ZM172 128H173V129H172ZM232 128H231V129H232ZM239 128H240V124H239ZM242 128H243V127H242ZM258 128H259V127H258ZM260 128H261V126H260ZM22 129H23V128H22ZM24 129H25V128H24ZM24 129H23V130H24ZM61 129H59L58 131H60ZM150 129H151V128H150ZM184 129H185V130H184ZM207 129H208V128H207ZM211 129H212V128H211ZM213 129H214V128H213ZM222 129H221V130H222ZM228 129H229V128H228ZM231 129H230V130H231ZM243 129H244V128H243ZM251 129H252V128H251ZM0 130H1V129H0ZM23 130H22V132H23ZM55 130H56V129H55ZM62 130L64 131V129H62ZM62 130H61V131H62ZM70 130H71V129H70ZM70 130H69V131H70ZM73 130H74V132L76 131L77 133H78V131H79L78 129H77V130L73 129ZM73 130H71V131H73ZM196 130H195V132H196ZM234 130H235V129H233V133H234ZM245 130H246V129H245ZM263 130H264V128H263ZM27 131H28V130H27ZM27 131H24L23 133L25 134V132H27ZM32 131H34V130H32ZM53 131H54V130H53ZM69 131H66V132H69ZM216 131H217V130H216ZM237 131H238V128H237ZM239 131H240V130H239ZM241 131H243V130L241 129ZM22 132H20V134H21ZM34 132H35V131H34ZM79 132H80L79 134H81L82 131H79ZM139 132H140V131H139ZM191 132H192V130H191ZM191 132H190V133H191ZM219 132H220V131H219ZM244 132H245V131H244ZM258 132H260V130H259ZM52 133H53V132H52ZM64 133H65V132H64ZM72 133H73V132H72ZM77 133H76V134H77ZM256 133H257V132H256ZM0 134H1V135H0V140H1V139H3L4 137H3V135H2L3 133L0 132ZM20 134H19V135H20ZM24 134H22V135H24ZM33 134H34V133H33ZM76 134H75V135H76ZM173 134H174V133H173ZM185 134H186V135H185ZM215 134H216V132H215ZM226 134H227V133H226ZM234 134L236 135V133H234ZM241 134H242V133H241ZM243 134H245V133H243ZM243 134H242V138H243ZM249 134L252 135V133H249ZM259 134H260V133H259ZM5 135H6V136H5ZM22 135H21V136H22ZM59 135H61V134H59ZM77 135H78V134H77ZM104 135H105V134H104ZM212 135H213V134H212ZM235 135H234V136H235ZM237 135H238V134H237ZM254 135L257 136V134H254ZM254 135H253V136H254ZM260 135H261V134H260ZM15 136H16V137H15ZM21 136H20V137H21ZM24 136H26V135H24ZM47 136H48V135H47ZM106 136H107V134H106ZM191 136H192V135H191ZM204 136L206 137L205 134H204ZM209 136H211V135H209ZM209 136H208V138H209ZM223 136H226V135L224 134ZM227 136H228V135H227ZM227 136H226V141L229 140V138H231V136H230V137H227ZM245 136H246V134L244 135V137H245ZM247 136H248V134H247ZM253 136H252V137L250 136L251 139L253 138ZM20 137H18V138L20 139ZM173 137H174V136H173ZM173 137H172V138H173ZM178 137H179V136H178ZM189 137H190V136H189ZM189 137H187V138H189ZM197 137H199V136H197ZM205 137H204V138H205ZM239 137H240V135H239ZM259 137H260V136H259ZM21 138H22V137H21ZM26 138H27V137H26ZM46 138L48 139V137H46ZM154 138H155V137H154ZM182 138H183V137H182ZM194 138H195V137H194ZM210 138H211V137H210ZM218 138H221V137H218ZM218 138H217V139H218ZM232 138H233V137H232ZM247 138H249V137H246V139H247ZM6 139H7V138H6ZM6 139H5V138L3 139V143H5L4 141H5ZM23 139H25V138L23 137ZM99 139H100V137H99ZM190 139H193V138H190ZM190 139H189V140H190ZM198 139H199V138H198ZM211 139H213V138H211ZM214 139H216V138H214ZM217 139H216V140H217ZM236 139H237V138H236ZM240 139H241V137H240ZM251 139L249 138L248 140H245V141H248V142H249V140H250V141L253 140V141L255 142V139H256V138H254V139H252V140H251ZM259 139H260V138H259ZM259 139H257V140H258V141H256L257 143H255V146L252 147V148L249 147V146H246V144H245V145H244V144H243V145L241 144V145H242V148H241V146H240V148H241L242 153H243V154H246V155L249 156V157H250V155L252 154V156H255L254 158H256V157L259 155L260 151H263V152H264V136H262L260 140H259ZM35 140H36V139H35ZM51 140H52V138L50 139V141H51ZM112 140H113V139H112ZM178 140H179V139H178ZM185 140H186V138H185ZM187 140H188V139H187ZM193 140H194V139H193ZM201 140H202V138H201ZM222 140L225 141L224 139H222ZM241 140H242V139H241ZM1 141H2V140H1ZM10 141H11V140H10ZM16 141H17V139H16ZM16 141H15V142H16ZM21 141H22V139H21ZM24 141H25V140H24ZM62 141H63V140H62ZM98 141H99V140H98ZM113 141H114V140H113ZM183 141H184V140H183ZM190 141H191V140H190ZM213 141H214V140H212V142H213ZM217 141H218V140H217ZM223 141H222V142H223ZM233 141H234V140H233ZM238 141H240V140H238ZM253 141H252V142H253ZM96 142H97V141H96ZM121 142H122V141H121ZM171 142H172V141H171ZM194 142H195V141H194ZM219 142H220V141H219ZM230 142H231V141H230ZM252 142H251V143H252ZM6 143L9 144L8 141H6ZM17 143H20L19 140L17 141ZM33 143H34V144H33ZM33 143H32L31 146H29V147L27 148V152H26V150H24V151L21 150L22 148L19 149V147H20L19 145H20L21 143L18 144L19 147H17L16 145H15L16 147H15L14 145H13L14 147L9 146L10 148H13V152H12L13 154L11 155V159H12V163H13L14 166H18L19 168L22 167V168H24V169H26V170L28 171V168H26L27 165H31L32 163H33V165H32L31 167H33V166L36 165V164H34V163H35V160H38V159H39V157L36 156V155L41 156V154H40L41 149L38 148V147H36V146H38V145H37L38 143L41 144V142H40V141L38 142V140H37V142H36V141H33ZM46 143H47V142H46ZM114 143H115V142H114ZM179 143H180V142H179ZM214 143H216V141H215ZM11 144H12V142H11ZM13 144H14V142H13ZM165 144H166V143H165ZM193 144H194V143H193ZM222 144H223V143H222ZM222 144H221V148L224 149L225 147H224ZM225 144H226V143H225ZM228 144H230V143L228 142ZM232 144H233V142H232ZM236 144H237V143H236ZM187 145L189 146V143H187ZM230 145H231V144H230ZM0 146H1V144H0ZM2 146H4V147L6 146V147H7L8 145H2ZM2 146H1L0 148H3ZM117 146H118V145H117ZM179 146H180V145H179ZM9 147H8V149H10ZM168 147H169V146H168ZM185 147H186V146H185ZM227 147H228V146H227ZM117 148H118V147H117ZM213 148H214V147H213ZM8 149L3 148L4 151H8ZM112 149H114V148H112ZM192 149H193V148H192ZM225 149H226V148H225ZM237 149H238V148H237ZM237 149H236V150H237ZM3 150H2V151H3ZM80 150H81V149H80ZM80 150H79V151H80ZM122 150H123V149H122ZM124 150H125V149H124ZM126 150H127V149H126ZM217 150H219V149H217ZM11 151H12V149H11ZM76 151H77V150H76ZM128 151H129V150H128ZM194 151H195V150H194ZM0 152H1V151H0ZM224 152H225V151H224ZM263 152L260 153L261 155H260L258 158H260V157L262 158V156H264V155H263ZM7 153L10 154L9 151H8ZM82 153H85V152H82ZM194 153H195V152H194ZM219 153H220V152H219ZM242 153L239 152L240 156L242 155ZM1 154H2V153H1ZM9 154H8V155H9ZM23 154H25V155H23ZM85 154H86V153H85ZM116 154H117V153H116ZM8 155H7V156H8ZM26 155H27V156H26ZM177 155H178V154H177ZM235 155H237V154H235ZM107 156H108V155H107ZM115 156H116V155H115ZM252 156H251V157H252ZM4 157H5V155H4ZM68 157H70V156H68ZM101 157H102V156H101ZM101 157H100V159H99V158L97 159V162H98V160H99V161L101 160ZM203 157H204V156H203ZM2 158H3V157H2ZM102 158H103V157H102ZM105 158H106V157H105ZM105 158H103V160H104ZM108 158H109V156H108ZM205 158H206V157H205ZM243 158H244V157H243ZM261 158H260V159H261ZM11 159H10V160H11ZM110 159H111V158H110ZM208 159H209V158H208ZM103 160H102V161H103ZM222 160H223V159H222ZM226 160H227V159H226ZM246 160H247V159H246ZM256 160H259V159H256ZM261 160H263V159H261ZM261 160H260V161H261ZM3 161L5 162V160H2V162H3ZM111 161H112V160H111ZM220 161H221V160H220ZM223 161H224V160H223ZM243 161H244V160H243ZM251 161H252V159H251ZM4 162H3V163H4ZM31 162H32V163H31ZM40 162H41V159H40ZM100 162H101V161H100ZM103 162H104V161H103ZM252 162H253V161H252ZM254 162H255V161H254ZM258 162H259V161H258ZM105 163H106V162H105ZM112 163H113V162H112ZM260 163H261V162H260ZM263 163H264V162H263ZM97 164H98V163H97ZM106 164H107V163H106ZM201 164H202V163H201ZM9 165H11V164L9 163ZM9 165H8V166H9ZM49 165H51V163H50ZM57 165H58V164L51 165V168H52L53 166H54L53 168H55V166H57ZM79 165H80L79 167H80V168H83V170H84V169L87 170V169H91V168L94 169L93 164H90V163H79ZM91 165H92L93 167H91ZM100 165H101V164H100ZM103 165H105V164H103ZM103 165H101V166H103ZM108 165H110V164L108 163ZM195 165H197V164H195ZM11 166H12V165H11ZM40 166H41V165H40ZM69 166H73V163H71ZM69 166H68V167H69ZM76 166H77V165H76ZM105 166H106V165H105ZM110 166H111V165H110ZM199 166H200V164H199ZM202 166H204V165H202ZM206 166H207V165H206ZM251 166H253V165H251ZM255 166H256V165H255ZM0 167H1V166H0ZM31 167H30V168H31ZM37 167H38V166H37ZM41 167H42V166H41ZM41 167H40V168L38 167V169H41ZM19 168H18V170H19ZM46 168H47V167H46ZM75 168H76V167H74V169H75ZM187 168H188V167H187ZM195 168H196V167H195ZM200 168H201V167H200ZM204 168H205V167H204ZM233 168H234V167H233ZM233 168H232V169H233ZM236 168H237V167H236ZM8 169H9V168H8ZM34 169H35V167H34ZM42 169H43V171H42ZM42 169H41V172L46 171V173H47V170H46L45 168L42 167ZM44 169H45V170H44ZM95 169H97V168H95ZM123 169H124V168H123ZM256 169H257V168H256ZM262 169H263V168H262ZM6 170H7V169H6ZM18 170H17V171H18ZM75 170H77V169H75ZM110 170H112V169L110 168ZM121 170H122V169H121ZM251 170H252V169H251ZM8 171H9V170H8ZM33 171H34V170H32V172H33ZM49 171H50V172H48V173H51V170H49ZM62 171H63V170H62ZM73 171H74V170H73ZM197 171H198V170H197ZM2 172H3V169H2V171H1V174H2ZM13 172H14V170H13ZM28 172H29V171H28ZM36 172H38V170H37ZM39 172H40V171H39ZM41 172H40V174H41ZM84 172H85V171H84ZM157 172H158V171H157ZM250 172H251V171H250ZM30 173H31V171H30ZM33 173H34V172H33ZM56 173H57V171H56ZM78 173H79V172H78ZM85 173H86V172H85ZM202 173H203V172H202ZM236 173H237V172H236ZM253 173H254V172H253ZM15 174H16V173H15ZM27 174H28V173H27ZM27 174H26V175H27ZM31 174H32V173H31ZM38 174H39V173H38ZM57 174H58V173H57ZM72 174L74 175V173H72ZM87 174H88V173H87ZM93 174H94V173H93ZM97 174H98V173H97ZM158 174H159V173H158ZM250 174H251V173H250ZM16 175H18V173H17ZM20 175H21V174H20ZM26 175H25V177H27ZM29 175H30V174H29ZM32 175H33V174H32ZM35 175H36V174H35ZM42 175L45 177V176L48 175V174L45 175V173H44V174H42ZM51 175H52V174H51ZM51 175H50V176H51ZM75 175H77L76 172H75ZM81 175H82V174H81ZM91 175H92V173H91ZM98 175H100V174H98ZM109 175H110V172H109ZM193 175H194V174H193ZM246 175H247V174H246ZM0 176H1V175H0ZM6 176H7V175H6ZM22 176H24V174H23ZM33 176H34V175H33ZM60 176H62V173H60ZM60 176H59V177H60ZM78 176H79V175H78ZM83 176H85V175H83ZM161 176H162V175H161ZM19 177H20V176L18 175V178H19ZM36 177H37V176H36ZM48 177H49V176H48ZM69 177H70V176H69ZM72 177H73V176H72ZM76 177H77V176H76ZM100 177H101V176H100ZM12 178H13L12 176L9 177V178H5V177L0 178V216H8L9 219H11L12 221H14V219L16 218V216H17V217L19 216L21 220H19V221L17 222V224H20V223L22 222V220L24 219V221H25V222L23 221V222H24V225H25L26 221H29V220H31V219L34 221L33 218H35V219H36V218H37V219H40V218L37 217V215L40 214L39 212H40L41 210H43V211L45 210V209H44V206L47 205L46 202L49 201L48 198L52 199V197H53V195H54V194H53V195L51 194V193H53V192H51V190H52L53 188H50V187H51V184L49 183L50 180L48 179V181L45 182V183H46L45 185L47 186V187H45V188L48 189V187H49L50 189H48L46 192L40 194V193H38L37 191H34V190L30 189V188H27L26 186H20L19 183H16V181H14ZM52 178H53V177H52ZM60 178H61V177H60ZM70 178H71V177H70ZM70 178H69V180H70ZM86 178H88V177H86ZM53 179H54V178H53ZM53 179H52V180H53ZM61 179H62V178H61ZM61 179H60L61 184H65V183H63L65 177L63 176V179H62V180H61ZM71 179H72V178H71ZM99 179H100V178H99ZM52 180H51V183H52ZM104 180H106V179H104ZM176 180H177V179H176ZM54 181H55V180H53V182H54ZM70 181L72 182V180H70ZM99 181H100V180H99ZM214 181H215V180H214ZM21 182H22V181H21ZM43 182H44V181H43ZM95 182H96V181H95ZM102 182H103V181H102ZM105 182H106V181H104L103 183H105ZM77 183H78V182H77ZM115 183H116V182H115ZM179 183H180V182H179ZM253 183H254V182H253ZM22 184H23V183H22ZM25 184H26V183H25ZM54 184H55V185H54ZM54 184H52V185L56 186V184H57V186L59 187V185H58V184H59V178L56 179V183H54ZM75 184H76V183H75ZM83 184H84V183H83ZM87 184H88V183H87ZM93 184H94V183H93ZM98 184H99V183H98ZM105 184L109 185V187H110V185H113V186H114V183L110 182L109 180H108L107 183H105ZM180 184H181V183H180ZM213 184H214V183H213ZM49 185H50V186H49ZM72 185H73V184H72ZM91 185H92V184H91ZM43 186H44V185H43ZM65 186H66V185H65ZM249 186H251V185H249ZM28 187H29V186H28ZM61 187H62V186H61ZM83 187H84V186H83ZM91 187L94 188L93 185H92ZM97 187H98V186H97ZM244 187H245V186H244ZM89 188H90V187H89ZM112 188H113V187H112ZM169 188H170V187H169ZM207 188H208V187H207ZM258 188H259V187H258ZM71 189H72V188H71ZM87 189H88V188H87ZM116 189H117V188H116ZM170 189H171V188H170ZM80 190H81V189H80ZM84 190H85V189H84ZM89 190H90V189H89ZM91 190H92V189H91ZM179 190H180V189H179ZM206 190H207V189H206ZM43 191H44V190H43ZM96 191H98V190H96ZM76 192H77V191H76ZM116 192H117V191H116ZM252 192H253V191H252ZM79 193H80V192H79ZM82 193H83V192H82ZM105 194H106V193H105ZM248 194H249V193H248ZM263 194H264V193H263ZM107 195H108V194H107ZM109 195H110V194H109ZM117 195H118V194H117ZM250 196H251V194H250ZM260 196H261V195H260ZM260 196H259V197H260ZM55 197H57V196H55ZM59 197H60V196H59ZM114 197H115V196H114ZM254 197H255V196H254ZM102 198H103V197H102ZM108 198H109V197H108ZM260 198H261V197H260ZM57 199H58V198H57ZM82 199H83V198H82ZM253 199H254V198H253ZM78 200H79V198H78ZM97 200H98V199H97ZM108 200H109V199H108ZM251 200H252V199H251ZM53 201H54V200H52V202H53ZM86 202H87V201H86ZM260 202H261V201H260ZM48 203H49V202H48ZM75 203H76V202H75ZM97 203H98V202H97ZM252 203H253V202H252ZM45 204H46V205H45ZM49 204H51V203H49ZM80 204H81V203H80ZM52 205H53V204H52ZM50 206H51V205H50ZM50 206H49V207H50ZM79 207H80V206H79ZM50 209H51V208H50ZM53 209H54V208H53ZM68 209H69V208H68ZM71 209H72V208H71ZM23 211H24V212H23ZM43 211H42V212H43ZM48 211H49V209H48ZM72 212H73V211H72ZM63 213H64V212H63ZM12 215L15 216V217L12 218ZM57 215H58V214H57ZM64 215H65V213H64ZM38 216H39V215H38ZM67 216H68V215H67ZM40 217H41V216H40ZM43 217H44V216H43ZM45 217H46V216H45ZM62 217H63V216H62ZM59 218H60V217H59ZM16 219H18V218H16ZM15 221H16V220H15ZM59 223H60V222H59ZM21 224H22V223H21ZM24 225H21V226H22L21 229H23V226H24ZM48 225H49V224H48ZM51 226H52V225H51ZM25 227H26V226H25ZM29 227H30V226H28V228H29ZM52 227H53V226H52ZM171 227H172V226H171ZM30 228H31V227H30ZM59 228H60V227H59ZM26 229H27V228H26ZM32 229H33V228H32ZM67 229H68V228H67ZM1 230H2V229H1ZM3 230H4V229H3ZM5 230H6V229H5ZM1 233H2V232L0 231V234H1ZM4 233H5V232H4ZM6 233H7V231H6ZM32 235H33V234H32ZM223 235H224V234H223ZM1 236H4V235L1 234ZM183 236H184V235H183ZM220 236H222V235H220ZM32 237H33V236H32ZM258 237H259V236H258ZM257 239H259V238H257ZM3 242H4V241H3ZM258 245H259V244H258ZM37 258H38V257H37Z\"/></svg>", "mask_w": 264, "mask_h": 264}]
</instances>
